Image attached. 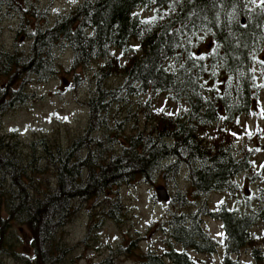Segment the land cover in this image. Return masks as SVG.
I'll use <instances>...</instances> for the list:
<instances>
[{"label":"trees","instance_id":"trees-1","mask_svg":"<svg viewBox=\"0 0 264 264\" xmlns=\"http://www.w3.org/2000/svg\"><path fill=\"white\" fill-rule=\"evenodd\" d=\"M13 15L27 45H0V264L23 242L12 237L15 226L29 231L28 264L62 262L69 249L59 232L83 205H92L97 221L87 239L107 219L126 221L123 187L178 180L181 165L190 189L171 194V209L157 223L164 246L144 250L143 238L130 236L99 264H116L120 255L139 264H246L245 250L249 264H264V234L254 231L264 219V182L259 210L209 205L220 193L247 197L239 177L260 175L252 131L243 132L244 143L234 130L243 117L264 118V0H82L55 17L38 0H0V21ZM67 52L68 69L60 60ZM63 73L74 87L82 76L91 83L83 132L67 145L46 133L28 143L4 133V114L34 97L30 82ZM164 93L185 111L143 105L144 96ZM206 218L223 224L222 242Z\"/></svg>","mask_w":264,"mask_h":264},{"label":"rangeland","instance_id":"rangeland-1","mask_svg":"<svg viewBox=\"0 0 264 264\" xmlns=\"http://www.w3.org/2000/svg\"><path fill=\"white\" fill-rule=\"evenodd\" d=\"M38 1L41 5L47 6L51 11V16L55 17L59 13L70 11L82 0ZM18 29H20V26L15 15L8 18L4 17L0 21V45L10 48L17 42L20 47L26 46V35L24 32H19ZM64 56L60 60L63 67L68 69L71 66V53L67 52ZM258 58L264 61V48L259 53ZM90 67L96 69V65H91ZM81 73L85 77H92L91 71H88V73L81 71ZM83 78L82 76L80 83L76 87H74L73 78L66 73L45 82L31 81L29 89L35 93L34 97L23 107L11 109L4 114L1 119L3 132L10 133L15 131L18 139L25 143L46 133L54 138L56 137V140L62 145H67V143L83 132L87 124L88 110L82 102L88 97L92 86L89 81H85ZM115 81V83H118V80ZM111 83H113L112 80ZM143 98H145V100L143 99V105H149L152 112L163 109L169 114L178 115L186 109V104L177 101L170 93H164L156 97L146 95ZM259 99L261 112L264 115V87L261 88ZM148 100H150L149 103ZM133 104H135V101H133ZM258 127H264V118H258L257 115L243 117L240 127L234 130L238 133H235L237 137H234L239 142L243 141L245 143L247 139L244 137L243 132L247 131L248 128L252 131V143H250V146L256 145L259 148L256 155H254V159L256 160L255 170L260 175L251 176L255 179L254 181L247 179L246 176L239 177V180L243 182V189H245L247 197L241 195L239 198H232L226 194H216L209 199V205L213 208L218 207L219 203L225 202L230 207L241 208L243 211L260 209V184L264 182V132L261 131L259 134ZM23 145L25 147V144ZM178 175L179 178L175 181H166L159 176L154 185L138 184L123 187L121 189L122 197L129 206V215L126 221L117 224L115 221L107 219L104 221V225L95 232H90L87 239L86 233L89 224L97 221L92 220V215H96L94 210H92V205L90 203L83 205L72 221L59 232L69 252L64 256L62 262H57V264H99L106 256L115 252L121 243L130 236H134L136 240L137 237L143 238L140 243L144 250L150 245L158 249L162 248L164 239L162 232L156 228L157 223L162 221L167 211L171 209V204L169 203L171 194L179 188L190 189L186 165H181ZM45 176L49 179L54 178L51 170ZM157 188H165L170 198L167 201H159ZM154 195L157 201L153 200ZM2 216L4 217L5 213ZM205 225L210 235L222 242L224 238L223 224L218 220L206 218ZM18 229L17 226L12 229V237L15 240L20 237L17 235ZM254 231L264 234V219L256 225ZM22 239L23 242L19 243L16 249L18 247L21 250L24 249L22 246L25 241L24 238ZM223 252L224 246L221 245L217 255L218 260L222 258ZM16 254L15 257L7 258L8 260H5L4 264H28L27 261L31 263V260H33L32 249H30L29 255H26V253L24 255ZM241 258L245 260L246 264L252 261L248 250L242 253ZM116 264L139 263L132 256L120 255L116 257Z\"/></svg>","mask_w":264,"mask_h":264},{"label":"flooded vegetation","instance_id":"flooded-vegetation-1","mask_svg":"<svg viewBox=\"0 0 264 264\" xmlns=\"http://www.w3.org/2000/svg\"><path fill=\"white\" fill-rule=\"evenodd\" d=\"M17 235L24 238L25 244L22 246L24 249L21 250L20 247H18L16 250V253L19 254V252H21L20 253L21 255H23V253H26L27 255H29V251L31 249L29 231L27 229L19 228ZM16 253L13 252L11 254L3 255L2 258L7 261L8 260L7 258L15 257L17 255Z\"/></svg>","mask_w":264,"mask_h":264},{"label":"water","instance_id":"water-1","mask_svg":"<svg viewBox=\"0 0 264 264\" xmlns=\"http://www.w3.org/2000/svg\"><path fill=\"white\" fill-rule=\"evenodd\" d=\"M157 192L159 201H167L170 198V195L165 188H157Z\"/></svg>","mask_w":264,"mask_h":264}]
</instances>
